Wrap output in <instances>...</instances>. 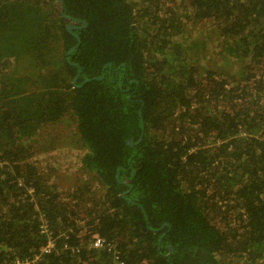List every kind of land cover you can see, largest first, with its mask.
Returning a JSON list of instances; mask_svg holds the SVG:
<instances>
[{
    "label": "trees",
    "instance_id": "16d2710c",
    "mask_svg": "<svg viewBox=\"0 0 264 264\" xmlns=\"http://www.w3.org/2000/svg\"><path fill=\"white\" fill-rule=\"evenodd\" d=\"M25 83L75 117L68 175L34 156ZM114 252L264 264V0H0V264Z\"/></svg>",
    "mask_w": 264,
    "mask_h": 264
},
{
    "label": "rangeland",
    "instance_id": "374dc122",
    "mask_svg": "<svg viewBox=\"0 0 264 264\" xmlns=\"http://www.w3.org/2000/svg\"><path fill=\"white\" fill-rule=\"evenodd\" d=\"M59 46L60 45L56 44L55 47L58 48ZM21 89L22 86L20 87L18 99L22 102L24 100L27 114L29 116H34L29 123V126L32 127L29 134L35 137L33 143L36 153L34 156L39 159L42 157L49 159L54 165V167H50L51 172H53L54 168L56 169L57 167L75 164L76 158L78 157L77 155L84 150V145L79 137L75 117L66 114L53 124L44 123V119H46V103L52 98H45L44 92L46 91L42 92L32 87L30 84L25 83V90L22 91ZM55 97H58V94H54L53 98ZM56 115L57 114H53L52 117ZM56 170L62 171L67 175L73 172L68 169ZM51 178L55 179L56 175L53 174ZM98 237V235H95L93 238L97 239Z\"/></svg>",
    "mask_w": 264,
    "mask_h": 264
},
{
    "label": "built area",
    "instance_id": "2783aa9c",
    "mask_svg": "<svg viewBox=\"0 0 264 264\" xmlns=\"http://www.w3.org/2000/svg\"><path fill=\"white\" fill-rule=\"evenodd\" d=\"M41 229L43 233H48V226L46 222H43L41 225ZM97 237V236H96ZM95 237V238H96ZM93 238L92 241V246L97 249H108L109 251L111 250V246L109 243H107L104 239L101 237H98L97 239ZM53 248V244L50 242L45 249H43L46 253L49 252ZM114 257L118 261V264H124L122 261L119 259V255L117 252H114ZM38 259V257H37ZM36 259V260H37ZM13 264H32L31 262H21L19 260L15 261Z\"/></svg>",
    "mask_w": 264,
    "mask_h": 264
},
{
    "label": "water",
    "instance_id": "95a60500",
    "mask_svg": "<svg viewBox=\"0 0 264 264\" xmlns=\"http://www.w3.org/2000/svg\"><path fill=\"white\" fill-rule=\"evenodd\" d=\"M66 17H67V16H66ZM84 25H86L85 22H84ZM67 28H68L69 30H71V29L73 28V26H72L71 24H68V25H67ZM73 50H74V49H71V51H70L69 53H71ZM102 78H104V76L98 77L97 79H102ZM74 82H75V80H74ZM86 82H87V81H84V84H85ZM141 140H142V135L140 136L139 141H141ZM127 143H128L130 146H133V145H134L133 142L130 141V140H128ZM172 251H173V250H172V247H170V248H169V252L172 253Z\"/></svg>",
    "mask_w": 264,
    "mask_h": 264
}]
</instances>
